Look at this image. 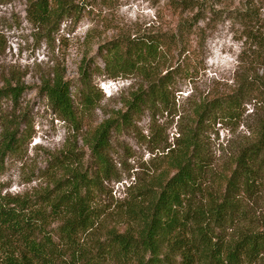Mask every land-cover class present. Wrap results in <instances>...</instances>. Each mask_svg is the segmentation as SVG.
Masks as SVG:
<instances>
[{
    "label": "trees",
    "instance_id": "16d2710c",
    "mask_svg": "<svg viewBox=\"0 0 264 264\" xmlns=\"http://www.w3.org/2000/svg\"><path fill=\"white\" fill-rule=\"evenodd\" d=\"M90 0H28L30 21L56 28ZM175 24L148 32H117L99 44L101 72L138 80L117 112L84 131L100 94L89 63L80 66L81 88L73 96L58 73L42 85L52 111L78 135L85 157L69 140L41 176L47 185L32 195L4 192L5 158L20 151L24 136L8 128L0 143V264H258L264 261V33L242 16L244 43L255 51L242 63L228 91L194 103L189 122L173 142L154 135L163 156L144 180L113 200L105 186L119 181L110 157L112 135L134 126L143 114L176 111L181 82L195 77L196 50L188 37L198 13L192 0H168ZM188 12V13H187ZM100 72V68L96 67ZM22 87L6 82L0 98L17 99ZM77 97V102L74 98ZM247 104L257 114L249 137L215 168L204 133L238 119ZM165 142V143H164Z\"/></svg>",
    "mask_w": 264,
    "mask_h": 264
},
{
    "label": "rangeland",
    "instance_id": "374dc122",
    "mask_svg": "<svg viewBox=\"0 0 264 264\" xmlns=\"http://www.w3.org/2000/svg\"><path fill=\"white\" fill-rule=\"evenodd\" d=\"M196 5L190 18L201 17L188 37L196 50L195 77L181 82L175 93L176 111L143 114L132 127L112 135L110 157L119 181L105 183L113 200H124L129 188L144 180L153 166L160 164L162 146L156 145L154 135L174 141L178 132L189 122L195 102L208 95L228 91L242 71V63L255 51L244 43V31L249 19L242 16L248 7L255 10L251 25L264 33V0H192ZM80 6L78 14L65 17L54 29H46L30 21L28 0H0V89L6 82L22 87L17 99L0 98V143L8 128L24 136L20 151L5 158L1 181L4 192L32 195L44 188L41 176L49 159L66 142L85 157L88 154L81 138L58 119L42 92L44 82L56 73L69 82L75 96L81 88L79 69L89 63L94 74L92 83L100 94L98 104L86 119L84 132L94 128L117 112H123L124 100L138 87V80L108 78L103 75L99 44L117 32H148L175 24L168 0H90ZM188 13V12H187ZM258 29V28H257ZM264 52V51H263ZM100 68V72L96 69ZM257 72L264 73V64ZM77 102V97L74 98ZM242 115L232 121L214 124L204 133L215 168H222L230 154L247 138L254 127L257 114L247 104ZM226 166H224L225 168ZM264 207V191L258 200ZM258 264H264L261 261Z\"/></svg>",
    "mask_w": 264,
    "mask_h": 264
}]
</instances>
